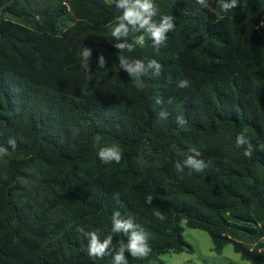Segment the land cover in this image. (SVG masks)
I'll return each instance as SVG.
<instances>
[{
	"label": "trees",
	"instance_id": "1",
	"mask_svg": "<svg viewBox=\"0 0 264 264\" xmlns=\"http://www.w3.org/2000/svg\"><path fill=\"white\" fill-rule=\"evenodd\" d=\"M155 3L153 19L172 16L174 29L164 46L146 40L128 53L110 35L114 0H0V264H112L127 239L111 232L116 211L151 249L126 253L128 264L190 249L183 220L218 253L233 244L264 264V0H239L223 18L214 0L211 10ZM120 55L155 59L160 75L137 82ZM244 129L250 157L235 145ZM111 145L120 162L104 164L98 148ZM90 231L112 236V254L87 256Z\"/></svg>",
	"mask_w": 264,
	"mask_h": 264
},
{
	"label": "clouds",
	"instance_id": "2",
	"mask_svg": "<svg viewBox=\"0 0 264 264\" xmlns=\"http://www.w3.org/2000/svg\"><path fill=\"white\" fill-rule=\"evenodd\" d=\"M218 11L215 15L218 18H223L224 14L231 12L238 7L239 0H214ZM115 8L119 10L120 14L116 17L114 24L111 27L110 35L115 38V47L122 52L127 50L128 53L134 51L136 47H143L146 40H150L152 45L156 48L165 45L167 40V33L173 30L175 25L172 16H163L159 22L153 18L158 14L155 0H114ZM213 0H195V4L204 9L211 10ZM131 36V42L127 38ZM91 48L84 47L80 50L81 66L88 65L91 57ZM105 58L103 55L99 57V68H104ZM119 66L126 71L129 77L139 82L142 77L147 76L148 70H153V75H160L161 64L155 59H148L146 62L142 59H132L127 55H120ZM179 87L184 88L188 86L187 80H180ZM13 148H15V141H10ZM96 144L99 146L100 138H96ZM235 145L237 148H243V155L250 157L253 153V145L247 136V129L240 131L235 137ZM192 151L199 155L195 148ZM7 150L0 147V157L6 156ZM100 161L104 164L112 162L119 163L121 159V152L119 146H103L98 148L97 153ZM187 165L195 167L200 170L202 162L193 158L185 161ZM178 171H182L181 165L177 164ZM153 197L147 195L146 202L151 204ZM153 216L163 221L165 216L160 211H154ZM111 232L116 234H123L127 239L119 246L118 251L112 254L110 245L112 244V236H107L101 240L95 231L87 233V247L86 254L93 260L103 259L106 254H112V264H128V256L134 259H144L148 257L151 249L148 245V237L142 231L138 230L137 225L131 219L121 218L119 211L112 214L111 217ZM126 253L128 256H126Z\"/></svg>",
	"mask_w": 264,
	"mask_h": 264
},
{
	"label": "rangeland",
	"instance_id": "3",
	"mask_svg": "<svg viewBox=\"0 0 264 264\" xmlns=\"http://www.w3.org/2000/svg\"><path fill=\"white\" fill-rule=\"evenodd\" d=\"M180 224L183 227L184 239L191 248L182 252L162 253L156 264H251L235 251L233 244H227L222 252L218 253L207 231L188 227L184 220Z\"/></svg>",
	"mask_w": 264,
	"mask_h": 264
},
{
	"label": "built area",
	"instance_id": "4",
	"mask_svg": "<svg viewBox=\"0 0 264 264\" xmlns=\"http://www.w3.org/2000/svg\"><path fill=\"white\" fill-rule=\"evenodd\" d=\"M260 24H261V25H264V21H262Z\"/></svg>",
	"mask_w": 264,
	"mask_h": 264
}]
</instances>
